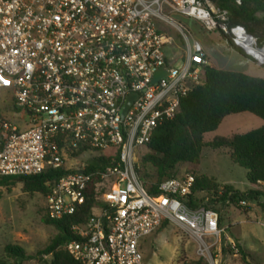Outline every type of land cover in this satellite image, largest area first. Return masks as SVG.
<instances>
[{
    "label": "built area",
    "instance_id": "obj_1",
    "mask_svg": "<svg viewBox=\"0 0 264 264\" xmlns=\"http://www.w3.org/2000/svg\"><path fill=\"white\" fill-rule=\"evenodd\" d=\"M173 14L223 32L246 59L264 64L253 53L262 55L258 39L228 28L216 0H0V177L64 171L46 197L51 220L74 215L95 177L110 184L65 246L81 264H145L140 245L165 222L191 235L208 264H220L219 211L205 206L207 193L198 208L186 203L195 177L166 179L153 194L138 172L140 152L205 85L210 67ZM160 68L167 74L154 82ZM256 189L264 198V181Z\"/></svg>",
    "mask_w": 264,
    "mask_h": 264
},
{
    "label": "trees",
    "instance_id": "obj_2",
    "mask_svg": "<svg viewBox=\"0 0 264 264\" xmlns=\"http://www.w3.org/2000/svg\"><path fill=\"white\" fill-rule=\"evenodd\" d=\"M240 1L238 4L237 0H216V6L228 12V28L242 29L257 37L260 45H264V15L259 17L260 13L264 14V0ZM220 33L231 49L244 56L232 44L229 36ZM205 72V85L196 87L182 100L180 113L172 120H165L158 127L147 147L148 153L142 163L151 165L158 177L150 191L156 194L162 181L189 173L195 177L192 194L186 200L191 208L204 204L203 193H207L210 200L205 206L212 209H215L214 203L225 204L230 192H233L230 200L234 206H238L239 200L246 203L259 201L263 194L256 187L264 181V126L243 134L218 137L212 141H205L204 135L216 131L226 117L235 114L250 113L264 121V79L213 67H206ZM205 148L229 150L232 161L247 171L246 179L253 189L242 192L201 175L199 166ZM182 165H187L190 170L178 174V168ZM63 172L59 170L35 176L0 177V188H10L21 183L26 193L47 197ZM109 188V183H102L95 177L90 184L87 201L74 215L51 220L45 210L44 224L58 232L49 245L39 253L29 255L20 246L9 244L5 248L6 257L0 259V264H24L50 254L52 257L47 264H81L68 253L65 246L78 239L73 228L87 222L93 206L100 203L98 200L102 193ZM221 189L223 195L219 197ZM240 208L247 212V207ZM220 221L222 223V219ZM230 251V247L224 248L225 253Z\"/></svg>",
    "mask_w": 264,
    "mask_h": 264
},
{
    "label": "rangeland",
    "instance_id": "obj_3",
    "mask_svg": "<svg viewBox=\"0 0 264 264\" xmlns=\"http://www.w3.org/2000/svg\"><path fill=\"white\" fill-rule=\"evenodd\" d=\"M263 15L260 13L259 17ZM170 18L186 27L203 45L211 62L210 67L264 79V64L248 60L231 50L219 31L208 32L199 22L178 14L170 15ZM164 27V31L177 38L176 48H179L181 41L175 30ZM258 44L264 47L260 45L259 39ZM172 52L176 51L167 50L170 56ZM262 126L264 121L253 114H235L226 117L219 128L205 134L204 139L212 141L218 137L247 133ZM147 153L148 149L145 148L139 154L138 172L150 189L157 183L158 177L151 165L142 163ZM188 169L187 165H182L177 172L182 174ZM200 170L220 185L231 184L242 192L253 189L248 185L247 171L232 161L227 149L205 148L202 151ZM214 204L222 219L221 226L225 229L219 246L221 250H217L220 264H264V198L248 202L245 206L247 212L239 206ZM45 207L46 197L26 193L21 183L10 188H0V259L6 257L5 248L9 244L20 246L29 255H35L49 245L58 232L44 224ZM230 241L235 244L237 253L232 250ZM226 247H230L231 251L225 253ZM140 250L145 264H208L198 255V244L191 235L172 223H167L145 238ZM48 261L49 258L42 256L24 264H47Z\"/></svg>",
    "mask_w": 264,
    "mask_h": 264
},
{
    "label": "water",
    "instance_id": "obj_4",
    "mask_svg": "<svg viewBox=\"0 0 264 264\" xmlns=\"http://www.w3.org/2000/svg\"><path fill=\"white\" fill-rule=\"evenodd\" d=\"M166 74H167L166 70H165L164 68H160V69L157 71L156 75H155L154 82H156L158 79H160L162 76H164V75H166ZM133 98H134V96H131V97H130V99H129V104H128L126 110H127L128 107L131 105Z\"/></svg>",
    "mask_w": 264,
    "mask_h": 264
},
{
    "label": "crops",
    "instance_id": "obj_5",
    "mask_svg": "<svg viewBox=\"0 0 264 264\" xmlns=\"http://www.w3.org/2000/svg\"><path fill=\"white\" fill-rule=\"evenodd\" d=\"M221 34V33H220ZM222 37V36H221ZM224 40V39H223ZM225 44H227V42H224ZM227 46H228V44H227ZM229 47V46H228ZM230 48V47H229ZM231 49V48H230ZM231 50H233V49H231ZM234 52H236L235 50H233ZM207 53V52H206ZM237 54H239L238 52H236ZM208 55V54H207ZM240 56H242L241 54H239ZM244 57V56H243ZM208 58H209V56H208ZM210 64H211V62H210ZM233 135V134H232ZM202 156V155H201ZM200 167H201V163H200V166H199V173L201 174V175H205V176H207L208 178H210V179H214V178H211V177H209L207 174H205V173H203V172H201V170H200ZM215 180V179H214ZM216 181V180H215ZM217 182V181H216ZM218 183V182H217ZM220 184V183H219ZM223 185H228V184H223ZM248 185L249 186H251L249 183H248ZM229 186H232L231 184L229 185ZM233 187V186H232ZM235 188V187H234ZM236 189V188H235ZM236 190H238V189H236Z\"/></svg>",
    "mask_w": 264,
    "mask_h": 264
},
{
    "label": "bare ground",
    "instance_id": "obj_6",
    "mask_svg": "<svg viewBox=\"0 0 264 264\" xmlns=\"http://www.w3.org/2000/svg\"><path fill=\"white\" fill-rule=\"evenodd\" d=\"M253 53H254V55L255 56H257L262 62H264V49H263V51L261 52L262 53V55L260 54V53H258L257 51H253Z\"/></svg>",
    "mask_w": 264,
    "mask_h": 264
}]
</instances>
